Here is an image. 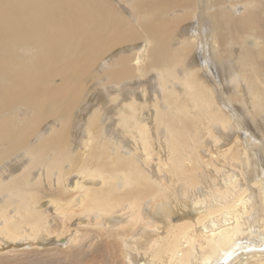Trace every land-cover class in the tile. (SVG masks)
Instances as JSON below:
<instances>
[{"label": "bare ground", "instance_id": "1", "mask_svg": "<svg viewBox=\"0 0 264 264\" xmlns=\"http://www.w3.org/2000/svg\"><path fill=\"white\" fill-rule=\"evenodd\" d=\"M0 264H264V0H0Z\"/></svg>", "mask_w": 264, "mask_h": 264}, {"label": "rangeland", "instance_id": "2", "mask_svg": "<svg viewBox=\"0 0 264 264\" xmlns=\"http://www.w3.org/2000/svg\"><path fill=\"white\" fill-rule=\"evenodd\" d=\"M150 75H151V78L154 77L153 74H148L147 77H149ZM223 90H224L225 96L227 97L228 106L232 107V109L234 110V113H239L240 115H242L245 118L246 106L243 104V102L234 101V100L230 99V97H229L230 94H233V95L236 94V92H235L236 87L232 83H230L228 79H225V81L223 82ZM101 99H102L101 100V103H102L105 100V97H102ZM226 167H229V166L227 165ZM249 167L251 170V165ZM249 167H248V170H249ZM206 185H208V183Z\"/></svg>", "mask_w": 264, "mask_h": 264}]
</instances>
